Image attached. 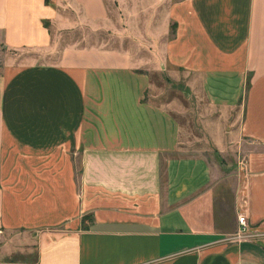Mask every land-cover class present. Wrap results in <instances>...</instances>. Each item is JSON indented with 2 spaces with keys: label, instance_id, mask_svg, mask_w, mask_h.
I'll return each mask as SVG.
<instances>
[{
  "label": "crops",
  "instance_id": "0c3cea01",
  "mask_svg": "<svg viewBox=\"0 0 264 264\" xmlns=\"http://www.w3.org/2000/svg\"><path fill=\"white\" fill-rule=\"evenodd\" d=\"M53 1L0 0V46H49L66 1L108 20L104 0ZM164 15L148 56L69 46L0 71L1 264H264V151L223 183L205 156L178 154L173 111L189 108L146 98L164 73L219 154L238 137L264 147V0H176ZM239 215L247 238L232 240Z\"/></svg>",
  "mask_w": 264,
  "mask_h": 264
},
{
  "label": "rangeland",
  "instance_id": "374dc122",
  "mask_svg": "<svg viewBox=\"0 0 264 264\" xmlns=\"http://www.w3.org/2000/svg\"><path fill=\"white\" fill-rule=\"evenodd\" d=\"M48 4H55L49 0ZM108 11V20L93 24L82 18L81 12L75 11L66 1L57 5L55 16L47 23L50 34L49 46L45 48H28L7 50L0 46V71L7 65H18L26 62H58L63 50L69 46H109L133 49L141 56H148L149 39L151 38V21L155 17L160 30L165 21V8L176 0H104ZM52 4V5H53ZM69 16L71 21H69ZM172 33V32H171ZM152 88L146 98L159 105L175 101L189 108L186 112L173 111V115L187 129V141L184 142L182 155L205 156L210 165L219 170L223 183L236 180V170L242 175L245 158L264 151L259 143L246 137H238L229 144V154L221 155L212 143L204 136L197 124L198 102L187 99L183 89L179 88L164 73L150 72ZM78 162V161H77ZM79 168V166H77ZM230 172V175L227 173ZM232 172V173H231ZM230 177L228 180L227 178ZM238 180V179H237Z\"/></svg>",
  "mask_w": 264,
  "mask_h": 264
},
{
  "label": "built area",
  "instance_id": "2783aa9c",
  "mask_svg": "<svg viewBox=\"0 0 264 264\" xmlns=\"http://www.w3.org/2000/svg\"><path fill=\"white\" fill-rule=\"evenodd\" d=\"M238 221L240 224V230L232 237V240H243L247 238L246 230H247V220L245 215H239ZM1 264V263H0Z\"/></svg>",
  "mask_w": 264,
  "mask_h": 264
},
{
  "label": "trees",
  "instance_id": "16d2710c",
  "mask_svg": "<svg viewBox=\"0 0 264 264\" xmlns=\"http://www.w3.org/2000/svg\"><path fill=\"white\" fill-rule=\"evenodd\" d=\"M47 3H49L50 1L49 0H46Z\"/></svg>",
  "mask_w": 264,
  "mask_h": 264
}]
</instances>
